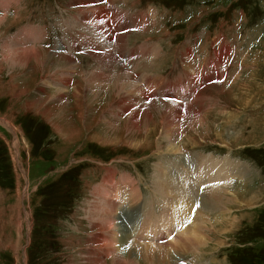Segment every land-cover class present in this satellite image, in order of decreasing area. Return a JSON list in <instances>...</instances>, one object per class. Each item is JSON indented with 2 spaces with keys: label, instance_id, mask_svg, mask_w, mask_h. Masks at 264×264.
I'll return each instance as SVG.
<instances>
[{
  "label": "rangeland",
  "instance_id": "1",
  "mask_svg": "<svg viewBox=\"0 0 264 264\" xmlns=\"http://www.w3.org/2000/svg\"><path fill=\"white\" fill-rule=\"evenodd\" d=\"M109 5L115 21L141 23L126 31L123 55L115 41L123 22H108ZM34 26L55 42L42 41L40 28L31 34ZM27 45L40 54L18 65L14 54ZM96 49L114 51L125 69L100 64ZM60 51L74 62L54 57ZM196 74L201 84L192 87L187 77ZM179 78L187 95L165 99L160 87ZM148 100L152 119L140 118L137 130L130 116L140 107L125 105ZM161 100L192 105L198 117L166 119L174 107ZM185 152L210 160V174L215 162L233 168L210 159L226 156L242 175L200 180L184 159L183 179L177 161ZM163 168L172 182L192 184L195 202L160 195ZM209 188L221 205L203 201ZM106 194L126 229L144 222L145 232L156 217L151 230L162 228L165 238L134 236L140 244L174 243L182 228L185 245L198 238L196 248L173 255L176 264H264V0H0V264H87L92 240L111 239L96 214L109 210ZM165 214L172 224L181 216V226L166 229ZM138 253L132 264L144 263Z\"/></svg>",
  "mask_w": 264,
  "mask_h": 264
},
{
  "label": "bare ground",
  "instance_id": "2",
  "mask_svg": "<svg viewBox=\"0 0 264 264\" xmlns=\"http://www.w3.org/2000/svg\"><path fill=\"white\" fill-rule=\"evenodd\" d=\"M85 4V3H84ZM90 9V8H89ZM111 9H112V7H110L108 10L109 11H111ZM91 10V9H90ZM94 10V9H93ZM98 10V9H97ZM96 11V10H95ZM113 11H114V9H113ZM112 11V14L114 13ZM94 12V11H93ZM98 12V11H97ZM96 12V13H97ZM100 13V12H99ZM116 15L117 16H120V15H122V13L120 12H117L116 13ZM122 16H125V15H122ZM116 17V16H115ZM100 18V19H99ZM96 19L99 21V23H101V24H106L107 23V20H106V17L105 16H100V15H97L96 16ZM108 19V18H107ZM135 19V18H134ZM134 19H132V20H130V21H127V22H125L126 20H129V19H122V20H119V21H115L114 20V18H113V15L111 16V18L110 19H108L109 21V23H113V25H115L114 26V28L116 29V26L118 25V24H120V23H122L123 22V24H121V27H122V29H121V33L119 34V36L117 37V35H116V38H115V41H116V39H117V41H120V46H118L117 45V47L119 48V50H120V52H121V50H125L124 48H125V45H126V39H127V33H126V31H128L129 30V27L130 26H132V28H134V29H137V27L138 28H141V23H136L135 22V20ZM93 20V19H92ZM91 20V21H92ZM93 23V22H92ZM98 23V22H97ZM144 22H143V19H142V24H143ZM111 26V25H110ZM106 27H107V29L109 30V31H111V27H108L107 25H106ZM131 30V29H130ZM113 33V32H112ZM111 33V34H112ZM113 35H115V33L113 34ZM108 37H111V36H108ZM114 38V37H113ZM109 39H111V38H109ZM17 44V43H16ZM103 47V46H102ZM116 47V48H117ZM15 48V47H14ZM30 47H28V45L25 47V49H20L19 50V48H18V53H16V54H14V57H13V52L14 51H16V49L12 52V54H10V55H12V57L13 58H15V60H17L18 61V65H22V64H19V63H21V62H25L26 60H30V59H32L33 57H35L34 55L35 54H37L38 53V51H40L41 49L40 48H37V47H35L36 49H29ZM63 48V47H62ZM227 49V54L226 55H228V54H230V49H229V51H228V48H226ZM30 50V51H29ZM118 50V49H117ZM45 51V50H44ZM43 51V52H44ZM95 51H97V49L95 50ZM122 51V52H123ZM223 51H225V50H223ZM10 52V53H11ZM43 52H41V53H43ZM121 52V54L123 55V53ZM126 52V51H125ZM131 52V51H130ZM133 53V52H132ZM190 53V52H189ZM188 53V54H189ZM38 54H40V53H38ZM91 54H93V56L95 57V58H97L98 59V61H100L101 63L100 64H102V63H105L104 65H109V67L111 68V67H113L114 68V65L117 63L118 65H120L121 67H124V66H126V65H124V62H122L121 60H119L120 59V56H118L117 54L115 55V53H114V51H112V50H109V51H97V52H91ZM120 54V55H121ZM125 54V53H124ZM225 54V52L223 53V55ZM15 55L17 56V59H16V57H15ZM19 55V56H18ZM53 55H54V57H56V56H58V57H60L62 60H65V61H67V63H73L74 62V60H75V57H74V55H71V54H67V53H64L63 51L61 52H59V53H53ZM127 55H128V53H127ZM145 55V54H144ZM41 56V55H40ZM42 56H43V54H42ZM225 56V55H224ZM128 58H127V60H129V61H131V59H133L134 57H129V56H127ZM217 59H218V61L220 62V64H221V62H222V60L224 59L221 55H216L215 56ZM34 60V59H33ZM31 61V60H30ZM215 61V60H214ZM214 61H213V63H214ZM17 63V62H16ZM28 63V62H27ZM27 63H25V64H27ZM24 64V65H25ZM29 64V63H28ZM103 65V64H102ZM105 67V66H104ZM214 67L215 68H217L216 67V63H214ZM106 68V67H105ZM124 69H125V67H124ZM105 70V69H104ZM107 70V69H106ZM103 71V70H102ZM121 71V70H120ZM101 72V71H100ZM103 73V72H102ZM101 73V74H102ZM85 75V74H84ZM100 75V74H99ZM102 75H104V74H102ZM187 80H188V82H189V84L192 86V87H196L197 85H200L201 84V78H200V76H197V74H196V76H190L189 78L187 77ZM63 82V81H62ZM185 83H186V80L185 79H182L181 80V78H179L176 82H174V83H170V82H167L165 85H163L162 87H160L161 88V90L159 91L160 93H162L164 96H165V94H166V98L165 97H163V98H165V99H167V97H172V98H176L175 96H176V94H180L181 96H182V98L183 97H185V95H187V91L186 90H182V89H184L185 87L187 88V86H184L185 85ZM126 84H127V82H126ZM123 86V85H122ZM131 86H133V84L131 85ZM135 86V85H134ZM125 87V86H124ZM136 87V86H135ZM159 88V89H160ZM162 91H164V93L162 92ZM144 93V92H143ZM202 93V92H201ZM199 94V96L196 98V100H197V103H199V102H201L202 100V97H203V93L202 94ZM197 94L198 93H195V96L194 97H196L197 96ZM77 95V94H76ZM149 95H151V94H149ZM148 99H150L149 97H148ZM142 100H143V102H147V101H145V100H147V97L145 96V94L142 96ZM201 100V101H200ZM149 101V100H148ZM161 101H163V100H161ZM140 103V102H139ZM154 101L153 102H148V105H143V106H138V104H136V106H134V105H132V104H126L125 102H123V103H121V104H126L125 106H127V107H133V108H139L138 110H136L137 112H133L132 113V116H130V122L132 123V125L134 126V128L135 129H137V130H139V128H140V123H141V121H139L140 120V118H145L146 119V122H147V120L148 119H152V117H151V114H150V107L151 106H154ZM141 104V103H140ZM162 104L163 105H166V106H168V105H173L172 107H174L173 109H172V111L171 110H168V111H165L164 112V115L166 116V119H169V120H171V119H180V115H182L183 116V118L184 119H186L187 117L188 118H190V117H192V116H194V117H198L197 115V113H195L193 110V108H192V105H181V104H172L171 102H167V101H163L162 102ZM150 106V107H149ZM124 107V106H123ZM126 107V108H127ZM132 108V109H133ZM123 109V108H122ZM131 110V109H130ZM140 110V111H139ZM132 111H134V110H132ZM130 112V111H129ZM187 118V119H188ZM150 119V120H151ZM201 122H203V121H201ZM198 125H200V122L199 123H195V126H198ZM147 126V125H146ZM168 137H169V135H167ZM184 159L186 160H189V161H191V163H190V169H191V172H192V174L193 173H195V176L196 177H199V179L201 180V178H202V180H205V179H212L210 182H212V181H214V180H216V179H220V180H222L223 178H225V179H227L228 177H223L222 178V176L224 175H226V176H228V174H229V177H233V176H236V175H238V173L240 172V176L242 175V172H241V168H240V166L237 164V163H235L234 164V166H232L233 168H231V167H229L226 163H223V164H218V162H215L214 163V165H216L215 167H214V169H213V174H210V173H208L207 172V170L208 169H210V168H207L206 169V167L207 166H211V165H209L210 164V160H207V163L205 164V162H201V161H199V160H195V159H192V158H188V157H186V158H184V157H180V158H178V160L179 161H177L178 162V167H179V165L182 167V170L180 169V171H181V174H182V178L184 179V177H183V175L186 173L185 172V168H187V166L184 164ZM171 161V160H170ZM224 161V160H223ZM222 161V162H223ZM169 162V161H168ZM176 162V161H175ZM221 162V163H222ZM225 162V161H224ZM193 163L196 165V167H197V169H198V171L200 170V173L199 172H197V169H196V167L193 165ZM177 164V163H176ZM228 164H230V163H228ZM232 164V163H231ZM230 164V165H231ZM205 167V168H198V167ZM218 167H221L220 168V170L218 169ZM163 169H165V168H163ZM206 169V170H205ZM165 171H167L166 169L164 170V173H162V175H161V178L157 181V185L158 186H160L159 188H158V192L160 193V195H163V196H170L169 198L171 199H175V198H177V197H179V198H181L182 199V197H183V200L186 202V203H189V204H191V203H193V202H195V200H194V197H195V192H197L196 191V189L192 186V184L190 183V184H188V182H187V180H182V178L178 181L179 183H177V182H172V179L169 177V174H168V171L167 172H165ZM187 171V170H186ZM157 172V171H156ZM170 172V171H169ZM188 173L189 172H187V174H185L186 176L185 177H187V178H190L189 176H188ZM202 173H204L203 175H202ZM220 173H222V175L221 176H219V177H217L218 175H216L215 176V174H220ZM164 174V175H163ZM155 175V174H154ZM233 175V176H232ZM204 178V179H203ZM174 179H175V177H174ZM176 179H178V178H176ZM193 179V178H192ZM245 179H246V177H245ZM135 182V181H134ZM225 182H227V181H225ZM153 183V182H152ZM204 183V182H203ZM134 185V184H133ZM169 185L171 186V187H169ZM186 185H188V186H190L189 187V191L190 192H186L185 191V186ZM153 186V185H152ZM169 187V188H171V190H167L165 187ZM120 187V186H119ZM168 188V189H169ZM155 189H156V187H155ZM212 189H207L206 190V192H204V194H203V197H202V199H203V201H208L209 203H213V204H220L221 205V202L219 201V200H221V199H223V197H222V195H221V193L219 192V190L217 191V190H215V191H211ZM222 190V189H221ZM166 192H168V193H171L170 195H167L166 194ZM259 192H261V191H259ZM158 193V194H159ZM224 193V192H223ZM157 194V195H158ZM100 196H101V194H100ZM105 196V195H104ZM110 195H108V194H106V196H105V198L107 199L106 201H107V203H108V205H109V210L108 211H101L100 213H96V214H102V217H101V219H106V225L104 224V227H103V230L104 231H109L112 235H111V239L109 240V241H107V242H103V240L101 241V237H98V240H92V243L90 244V245H92V247H91V252H90V254L89 255H91V256H89V258H88V262H87V264H107V261H105L104 260V258L105 257H107V256H111L112 254H114L113 255V264H132L130 261H131V256L133 255V254H137L138 253V251H141L142 252V258H143V264H176V261H175V256H173V255H175V254H178V255H181L182 253L181 252H186V251H188V250H192V248L194 249V248H196V246H197V244L200 242L199 241V239L198 238H195V240L194 241H191L192 243L191 244H189V246L188 245H185L186 244V242L184 243V240L182 239V237L183 236H187L188 234L187 233H185V231H184V229L185 228H182L178 233H177V235L175 236V237H177L175 240H174V243H170V242H168V241H166V245L165 246H160V245H156V246H154V244H152L151 242L150 243H146L147 245H144V244H140V243H138V242H136L135 240H133V239H136V240H138L139 241V238H137V237H135L134 238V236H140L139 234H143L144 232H143V230H142V228L145 226L144 225V222H143V224H142V227H141V229H139L138 228V223L137 222H135V223H132V224H130V225H132L130 228H125V225H123L122 224V221H121V218L119 217V215L117 214V211H116V209L114 208V206H113V204H111V203H109L110 201V197H109ZM245 197V199L247 198V199H250V201L247 203V204H251L252 205V203H254L255 201V199L256 198H254L253 196H251V194H249V193H247L246 195H244ZM175 197V198H174ZM157 198V197H156ZM259 198V197H258ZM182 200V201H183ZM165 201H167V203H168V200H165ZM137 202V201H136ZM113 203H114V201H113ZM149 203H151V202H149ZM101 205V204H100ZM113 207H112V206ZM115 205V204H114ZM177 207H179V206H177ZM190 207V206H189ZM185 208V207H184ZM192 208V207H191ZM100 209V208H99ZM188 209H190V208H188ZM201 209V208H200ZM191 210V209H190ZM189 210V211H190ZM180 211H182L181 209H180ZM203 212V211H202ZM185 213V212H184ZM104 214V215H103ZM177 214H178V212H177ZM177 214H174V218H175V225H176V227H180L181 226V222H182V219H181V216H178ZM152 216V215H151ZM153 217V216H152ZM164 217V221L166 222V225H165V227L166 226H168L169 228H170V231L172 230V227H173V224L170 222V220H169V214H165V216H163ZM188 217V216H187ZM154 219H153V221L151 222V219H150V222L151 223H153L155 220H156V217H153ZM189 218V217H188ZM139 219V218H138ZM146 219H148V218H146ZM163 219V218H162ZM140 220H143L144 221V218H140L139 219V221ZM174 220V219H173ZM138 221V222H139ZM188 222V221H187ZM230 222H232V221H230ZM225 223H227V222H225ZM224 223V224H225ZM184 224V223H183ZM192 224V223H191ZM194 224V223H193ZM197 224V223H196ZM127 225H129V224H127ZM129 225V226H130ZM153 225L154 226H157V224H155V223H153ZM223 225V224H222ZM230 225V224H229ZM149 226H150V224L147 226L148 228H149ZM187 226V225H186ZM197 226V225H196ZM228 227V226H227ZM148 228L145 230V232H149V231H147L148 230ZM190 228V227H189ZM192 228H195V227H192ZM191 228V229H192ZM100 229V228H99ZM154 229V228H153ZM166 229H167V227H166ZM197 229V228H196ZM102 230V231H103ZM152 232H153V234L154 233H156L155 235H157L156 237H158V236H163V238H165L164 237V231H162L161 229H159V230H155V231H153V230H151ZM119 234H121V237H123V239H120L117 235H119ZM152 234V235H153ZM179 236H182V237H179ZM148 236H146L145 235V238H147ZM167 237V236H166ZM107 239V238H106ZM141 240V239H140ZM161 240L163 241V239H160V242H161ZM141 242V241H140ZM164 242V241H163ZM198 242V243H197ZM149 245V246H148ZM191 245V246H190ZM96 247H98V248H100V249H97ZM94 248V249H93ZM145 251V252H144ZM180 253V254H179ZM140 253H138V255H139ZM192 264V263H191Z\"/></svg>",
  "mask_w": 264,
  "mask_h": 264
}]
</instances>
